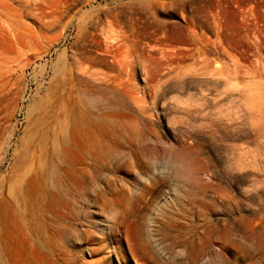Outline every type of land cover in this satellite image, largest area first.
<instances>
[{"label": "rangeland", "instance_id": "1", "mask_svg": "<svg viewBox=\"0 0 264 264\" xmlns=\"http://www.w3.org/2000/svg\"><path fill=\"white\" fill-rule=\"evenodd\" d=\"M0 264H264V0H0Z\"/></svg>", "mask_w": 264, "mask_h": 264}, {"label": "bare ground", "instance_id": "2", "mask_svg": "<svg viewBox=\"0 0 264 264\" xmlns=\"http://www.w3.org/2000/svg\"><path fill=\"white\" fill-rule=\"evenodd\" d=\"M123 48L122 44H117L116 45V51H120V54H122L124 51H122L121 49ZM118 60V59H117ZM80 68H79V72H80V76L82 74V76H87V77H92L95 78L96 77L99 79H101L102 81H108L110 80V76L106 73V72H101V71H93L91 69V67L89 65H82V62L80 60L77 61ZM202 63V65L204 64L205 66H207V62L205 60H203L202 62H200V64ZM84 64V63H83ZM123 62L121 60H118L116 62H113V64H111V67H115L119 65H122ZM198 65V64H197ZM197 65H187L186 68L182 71V76L180 77V82L178 83H182L185 81H193L195 79H199L202 75H206L208 74L211 78H215V76L218 73V68L216 66H212L210 68L207 67L206 70L203 69V67H197ZM209 65V64H208ZM199 66V65H198ZM201 66V65H200ZM203 69V70H202ZM171 77L166 75H162L160 76L157 81L152 85L155 88V92H157L158 95H160V91L162 90V92H165L164 90H168L169 88H173L174 86L177 85V83H174L175 81H171L170 79ZM129 78L126 79V81H128ZM97 80V79H96ZM94 82V81H93ZM98 82V81H97ZM112 82L114 83H119L120 85H122V89L124 87V83L122 80V76L120 75H115ZM165 84V86H164ZM126 86V85H125ZM125 94L127 95V97L129 98V100L133 103V105L139 110V111H143L145 109L144 105L142 104V100L139 96H137L135 93H132V91H130L129 88L123 89ZM161 96V95H160ZM96 109L97 111H100L101 108H99V105L94 107L93 105H87L86 106V113L88 114H92L94 112V109ZM105 169H107V167H105ZM177 174L179 175L178 177L180 179H182L184 176H186L187 172L184 168H176ZM220 188V187H219ZM12 204V203H11ZM13 214L16 215V217H20L19 215V211H17V208L15 206V204L13 203ZM4 216H6V214H4Z\"/></svg>", "mask_w": 264, "mask_h": 264}]
</instances>
